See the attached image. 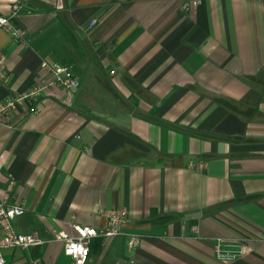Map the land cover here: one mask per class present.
I'll list each match as a JSON object with an SVG mask.
<instances>
[{"label": "crops", "instance_id": "crops-1", "mask_svg": "<svg viewBox=\"0 0 264 264\" xmlns=\"http://www.w3.org/2000/svg\"><path fill=\"white\" fill-rule=\"evenodd\" d=\"M15 2L26 40L0 30V102L45 78L41 62L78 80L0 124L15 231L73 236L123 208L86 264H264V0H0V16ZM217 237L246 238L242 255L218 260ZM32 256L70 263L57 241L3 252Z\"/></svg>", "mask_w": 264, "mask_h": 264}, {"label": "built area", "instance_id": "built-area-1", "mask_svg": "<svg viewBox=\"0 0 264 264\" xmlns=\"http://www.w3.org/2000/svg\"><path fill=\"white\" fill-rule=\"evenodd\" d=\"M199 0H190L189 6L195 7ZM20 4L15 2L8 15L0 16V30L7 33L11 39L19 44L26 40L25 31L20 28L15 19ZM96 20L88 23V28L95 26ZM5 56L0 52V79L6 81ZM41 67L45 70L46 77L42 78L30 89L13 94L0 102V124H6L16 108L25 103H32L42 96L52 87H62L66 91L74 90L78 87V80L74 77L70 67L64 64H47L41 62ZM113 73V72H111ZM36 111V109H32ZM10 180L6 192L0 197V264H5L3 252L5 250L28 249L30 247L41 246L45 243L57 241L61 242L63 253L70 259L69 264H86L90 252V244L94 239L103 240L116 237L122 233L128 222L127 211L123 208H112L106 212L107 221L105 226L95 228L92 226L74 225V235L70 236L64 231L52 232L50 239H41L35 232L22 234L15 231L13 220L24 214L21 206L9 203V192L13 186ZM140 236L136 233H129L127 236V247L134 249L139 244ZM246 238L225 239L217 237L213 239V252L215 257L223 262H232L243 253V244ZM29 264H42L38 256H32Z\"/></svg>", "mask_w": 264, "mask_h": 264}]
</instances>
